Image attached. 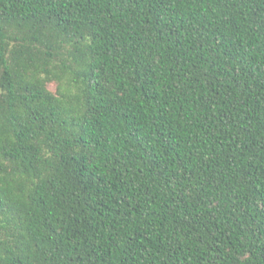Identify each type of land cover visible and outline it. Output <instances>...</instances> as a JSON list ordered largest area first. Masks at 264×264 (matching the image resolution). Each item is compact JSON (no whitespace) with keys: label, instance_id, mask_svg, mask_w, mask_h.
<instances>
[{"label":"trees","instance_id":"16d2710c","mask_svg":"<svg viewBox=\"0 0 264 264\" xmlns=\"http://www.w3.org/2000/svg\"><path fill=\"white\" fill-rule=\"evenodd\" d=\"M0 264H264V0H0Z\"/></svg>","mask_w":264,"mask_h":264}]
</instances>
